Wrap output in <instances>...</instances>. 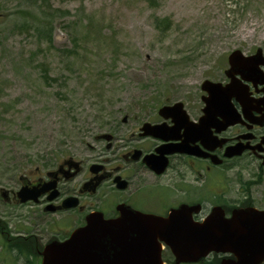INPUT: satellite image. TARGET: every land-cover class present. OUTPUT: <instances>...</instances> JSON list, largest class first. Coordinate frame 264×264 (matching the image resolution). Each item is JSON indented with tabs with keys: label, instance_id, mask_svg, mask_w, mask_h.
<instances>
[{
	"label": "rangeland",
	"instance_id": "obj_1",
	"mask_svg": "<svg viewBox=\"0 0 264 264\" xmlns=\"http://www.w3.org/2000/svg\"><path fill=\"white\" fill-rule=\"evenodd\" d=\"M257 48L264 56V0H0V190L45 178L67 158L115 160L102 136L123 143L163 104L197 117L202 82H226L229 54ZM220 178L228 197L248 188L264 200V169L249 159L212 171L208 183ZM0 220L43 246L82 217H44L0 198ZM4 244L0 264H24Z\"/></svg>",
	"mask_w": 264,
	"mask_h": 264
},
{
	"label": "flooded vegetation",
	"instance_id": "obj_2",
	"mask_svg": "<svg viewBox=\"0 0 264 264\" xmlns=\"http://www.w3.org/2000/svg\"><path fill=\"white\" fill-rule=\"evenodd\" d=\"M237 79L240 80V87L247 95V103L243 106L232 99L231 115L237 119L236 123L224 129L217 130L216 128L223 127L219 125L202 132L198 130L199 127L194 128L193 124L199 123V118L203 115V107L198 116L192 118L182 103L185 114L180 110L167 111L164 114L170 116L165 119L159 110L164 106L171 107L175 102L166 103L158 107L152 116L141 120L136 131L123 143L118 144L114 136L106 135L109 137L108 140L103 139L102 136L106 142V150L112 156L117 155L115 160L96 158L90 165L84 166L81 161L67 158L55 170L47 172L45 178L30 181L25 176L20 177L17 191L0 190L1 200L5 205L32 203H20L17 192L23 187H42L44 183H50L54 188L40 195L37 202L32 204L40 208L44 217H54L72 211L82 217L81 225L84 224L86 215L91 212L101 213L107 220L116 219L120 216L118 211L120 206L129 207L143 214L164 217L171 209L180 205H200L201 209L194 216L195 220L205 219L211 208L215 206L222 209L225 218L231 217L235 209L254 208L264 212V200L254 199L248 194V188L243 192L240 188L234 197H228L230 193L222 183L223 178L213 183L210 180L208 183V176L212 171L231 169L234 163L245 158L249 159L259 171L264 169V82L241 80L239 76ZM218 121L223 120L218 118ZM145 123L150 126L162 125L160 132L173 139L163 140L143 135L141 128ZM202 133L205 136L209 135L212 141L210 143L202 141ZM178 145H181V148H185L186 145L194 147L202 154L167 155L166 167L161 173H157L144 161L145 157L147 161H154L155 157H159L156 150L160 147L177 148ZM236 146L242 150L240 155L225 157L227 149ZM72 160L78 162L76 167L71 163ZM114 162L115 165L112 164ZM170 172L172 175L168 176ZM77 178L78 182L72 186L71 183ZM193 183L197 186H193ZM54 192H57V195L52 200H48ZM69 197L76 199V206L72 209H62L63 200ZM255 217L258 220L264 219L263 215ZM68 236L69 234L61 239L52 236L43 246L37 243L33 246L30 234L18 233L13 236L7 231L5 223L0 220V237L4 240V247H13L12 251L16 252L18 261L22 262L23 259L24 264L28 263L22 256L25 252H31L36 259L34 264H40L45 245L53 241H62ZM161 258L164 264H176L168 247L162 248ZM228 260L236 259L231 253L219 251L211 252L198 263L179 264H223ZM259 264H264V259Z\"/></svg>",
	"mask_w": 264,
	"mask_h": 264
},
{
	"label": "water",
	"instance_id": "obj_3",
	"mask_svg": "<svg viewBox=\"0 0 264 264\" xmlns=\"http://www.w3.org/2000/svg\"><path fill=\"white\" fill-rule=\"evenodd\" d=\"M227 63L226 84L205 80L200 85L201 91L205 93L201 97L203 115L198 124H192L202 132L219 125L223 127L217 130L224 129L236 123L237 119L231 115L232 99L243 106L247 103V95L241 89L237 76L241 80L264 82L261 69L264 57L260 49L250 56L235 50L229 54ZM179 110L185 114L183 104L177 102L171 107H162L159 113L167 119L170 114L165 115V112ZM218 118L223 121H218ZM161 126L145 123L141 130L143 135L173 139L160 132ZM103 139L108 140L109 137L104 135ZM201 140L206 143L212 141L209 135L203 133ZM181 147H160L156 150L159 157H155L154 161H147L145 157L144 161L161 173L166 167L167 155L202 154L194 147ZM241 152L239 147H231L227 149L225 157L240 155ZM51 188L54 186L50 183H44L42 187H23L17 192V198L20 203L37 202V198ZM56 195L57 192L52 193L48 200ZM76 204V199L69 197L63 200L62 208H74ZM199 209V205H181L172 209L166 217H160L120 206V216L113 220H105L100 213H89L85 217V224L75 229L66 240L53 241L44 247L41 264H163V244L170 248L176 264L197 263L209 253L219 251L231 253L236 259L224 261L223 264H259L264 259V219L255 217L264 216V212L253 208L235 209L231 217L226 219L222 209L214 207L203 221L198 222L193 220V214H197Z\"/></svg>",
	"mask_w": 264,
	"mask_h": 264
}]
</instances>
